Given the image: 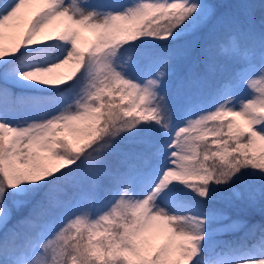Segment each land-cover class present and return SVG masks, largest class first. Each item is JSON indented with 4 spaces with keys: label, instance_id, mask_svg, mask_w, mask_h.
Listing matches in <instances>:
<instances>
[{
    "label": "snow or ice",
    "instance_id": "1",
    "mask_svg": "<svg viewBox=\"0 0 264 264\" xmlns=\"http://www.w3.org/2000/svg\"><path fill=\"white\" fill-rule=\"evenodd\" d=\"M0 264H264V0H0Z\"/></svg>",
    "mask_w": 264,
    "mask_h": 264
},
{
    "label": "trees",
    "instance_id": "2",
    "mask_svg": "<svg viewBox=\"0 0 264 264\" xmlns=\"http://www.w3.org/2000/svg\"><path fill=\"white\" fill-rule=\"evenodd\" d=\"M262 2V0H253V2L252 3H255V4H257V5H259L260 3ZM232 4V3H231ZM261 15H262V13H261V10L258 8L257 10H256V18H257V21H259V19L261 18ZM89 43H92V42H94V40H95V37H94V40L93 41H91L89 38H87V37H85V36H83ZM233 237H231V236H224V237H222V239H225V240H229V239H232Z\"/></svg>",
    "mask_w": 264,
    "mask_h": 264
},
{
    "label": "rangeland",
    "instance_id": "3",
    "mask_svg": "<svg viewBox=\"0 0 264 264\" xmlns=\"http://www.w3.org/2000/svg\"><path fill=\"white\" fill-rule=\"evenodd\" d=\"M222 2L223 3H225V4H235V3H238V2H240V0H222ZM247 2H250V3H252L253 2V0H247ZM84 34H88L87 32H85V33H82V35H84ZM93 36H94V34H93ZM60 71H65L64 69H61Z\"/></svg>",
    "mask_w": 264,
    "mask_h": 264
}]
</instances>
